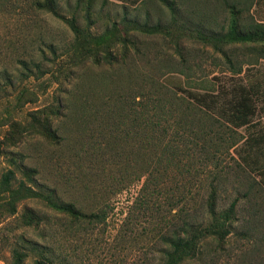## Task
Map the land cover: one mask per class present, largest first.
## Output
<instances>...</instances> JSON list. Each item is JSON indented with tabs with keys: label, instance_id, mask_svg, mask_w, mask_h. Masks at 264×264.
<instances>
[{
	"label": "rangeland",
	"instance_id": "rangeland-1",
	"mask_svg": "<svg viewBox=\"0 0 264 264\" xmlns=\"http://www.w3.org/2000/svg\"><path fill=\"white\" fill-rule=\"evenodd\" d=\"M32 2L0 0V179L12 169L13 186L24 181L51 191L87 217L22 199L15 214L0 215V264L11 263L14 249L26 253L25 264L44 250L49 264H163L164 236L184 223L211 229L216 217L220 235L207 231L181 264H246L238 258L237 209L252 181L238 159L245 140L264 148V22L252 10L264 0H57L61 15L104 37L100 47L117 56L112 65L76 61L68 24ZM154 77L199 92L223 86L226 112L232 88L253 86L257 112L249 126H223L226 139L237 138V154L225 145L216 164L190 150L183 159L189 172L156 171L141 190L148 176L136 179V159L127 166L120 153L136 148L127 135L130 95ZM60 105V114L52 113ZM45 121L57 141L42 133ZM211 184L214 213L206 203ZM28 210L41 218L38 225L23 222Z\"/></svg>",
	"mask_w": 264,
	"mask_h": 264
},
{
	"label": "trees",
	"instance_id": "trees-1",
	"mask_svg": "<svg viewBox=\"0 0 264 264\" xmlns=\"http://www.w3.org/2000/svg\"><path fill=\"white\" fill-rule=\"evenodd\" d=\"M32 4L37 10L49 12L68 24L73 32L71 48L76 61H89L94 65H112L118 62L116 54L107 52L100 47L106 43L104 37L97 38L92 37L89 33H84L74 18H65L58 12L57 0H33ZM259 27L264 29V25ZM126 52L127 50L124 53ZM151 81L150 85L138 87L130 95L133 101L129 103L128 109L132 110L130 112L132 119L127 135H130L136 142V148L120 153V159L124 160L127 166H130L128 164L131 156L136 159L141 168L139 173H135L133 170L136 179L148 176L143 182L141 190H145L150 180L149 176L155 174L156 171L168 173L174 169L182 171L184 168L189 172L191 166L184 164L183 159L188 157L190 150L199 153L200 157L198 158H202L201 162L215 160L216 164H218L219 153L221 154L225 145L234 147V153L237 154V138L232 134L230 140L226 139L223 126L227 122L233 129H237L251 124L257 112L256 90L253 86L246 87L240 84L238 87L232 88L227 106L229 112L228 110L226 112L224 106L219 104L223 86H220L216 92H199L189 87L168 86L155 77ZM123 98H125V94L121 97V99ZM60 112L61 105L52 110L54 114L59 115ZM47 121H45L47 124L44 126L45 131L42 133L57 141L59 137L57 130L52 128ZM227 142L231 143L228 145ZM243 145L250 146L251 144L245 140ZM145 154L146 167L143 166ZM246 154L247 151L245 154L240 153L239 158L245 159ZM127 166L123 167L124 175L128 172ZM24 168H26L24 171L26 175L31 177L30 173L33 170ZM13 179H15V173L12 169L7 170L0 179V215L15 214L16 205L22 199L38 198L53 210L72 219L87 217V214L76 208L73 203L54 199L51 191L35 190L24 181L13 186ZM216 195L217 188L211 184L206 199L208 211L211 213H214ZM233 207L234 204L231 203L229 209H233ZM97 217L103 216L97 214ZM223 218H227L226 213L223 214ZM22 220L29 225H38L41 218L33 210H28L23 214ZM221 225L222 222L218 217L214 219L211 229L203 228V230L196 231L193 226L184 223L174 233L164 236L163 264H181L183 260L193 257L198 239L209 230L220 235ZM39 253L42 259L35 260L34 264H49V259L45 255L46 251ZM25 257L24 251L14 249L11 251L12 261L10 264H25Z\"/></svg>",
	"mask_w": 264,
	"mask_h": 264
},
{
	"label": "crops",
	"instance_id": "crops-1",
	"mask_svg": "<svg viewBox=\"0 0 264 264\" xmlns=\"http://www.w3.org/2000/svg\"><path fill=\"white\" fill-rule=\"evenodd\" d=\"M256 9L255 17L264 22V6L262 8L253 4L252 10ZM259 15V17L257 16ZM245 152H243L244 154ZM264 148L262 146H247L245 159H238V165L245 170L247 190L243 192V200H238L237 227L239 245L238 258L245 259L246 264H264ZM258 196H261L258 199ZM241 202L243 211H241ZM240 203V204H239ZM241 212L243 215H241ZM242 234V237H241ZM242 240V249H241ZM258 259H261L260 261Z\"/></svg>",
	"mask_w": 264,
	"mask_h": 264
}]
</instances>
